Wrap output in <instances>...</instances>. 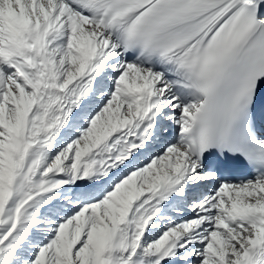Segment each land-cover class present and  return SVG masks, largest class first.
Instances as JSON below:
<instances>
[{
  "label": "snow or ice",
  "instance_id": "1",
  "mask_svg": "<svg viewBox=\"0 0 264 264\" xmlns=\"http://www.w3.org/2000/svg\"><path fill=\"white\" fill-rule=\"evenodd\" d=\"M0 264H264V0H0Z\"/></svg>",
  "mask_w": 264,
  "mask_h": 264
}]
</instances>
